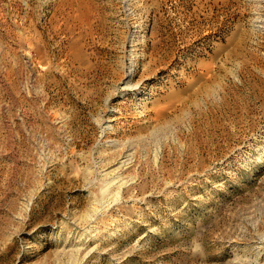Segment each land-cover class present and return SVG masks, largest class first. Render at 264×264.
Segmentation results:
<instances>
[{
	"label": "rangeland",
	"instance_id": "374dc122",
	"mask_svg": "<svg viewBox=\"0 0 264 264\" xmlns=\"http://www.w3.org/2000/svg\"><path fill=\"white\" fill-rule=\"evenodd\" d=\"M0 264H264V0H0Z\"/></svg>",
	"mask_w": 264,
	"mask_h": 264
}]
</instances>
